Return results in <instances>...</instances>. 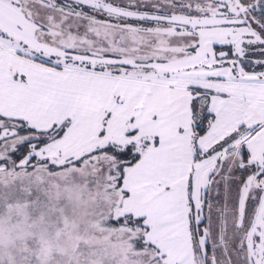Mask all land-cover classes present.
Returning <instances> with one entry per match:
<instances>
[{
  "label": "snow or ice",
  "instance_id": "6c2138e0",
  "mask_svg": "<svg viewBox=\"0 0 264 264\" xmlns=\"http://www.w3.org/2000/svg\"><path fill=\"white\" fill-rule=\"evenodd\" d=\"M0 264H264V0H0Z\"/></svg>",
  "mask_w": 264,
  "mask_h": 264
}]
</instances>
